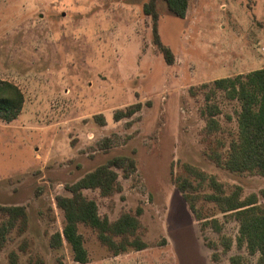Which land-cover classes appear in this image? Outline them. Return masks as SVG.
I'll return each mask as SVG.
<instances>
[{
  "label": "rangeland",
  "instance_id": "1",
  "mask_svg": "<svg viewBox=\"0 0 264 264\" xmlns=\"http://www.w3.org/2000/svg\"><path fill=\"white\" fill-rule=\"evenodd\" d=\"M148 1L0 0V79L24 98L15 119H0V207L24 209L0 211V264H81L55 197L114 156L135 163L115 168L120 189L81 193L100 218L129 213L137 227L109 245L78 222L84 264L257 263L235 212L206 194L216 182L264 206V174L214 159L237 136L238 83L264 69V0H189L183 18L155 0L172 63L153 42ZM221 78L234 88L217 87ZM135 238L144 248L131 246Z\"/></svg>",
  "mask_w": 264,
  "mask_h": 264
},
{
  "label": "trees",
  "instance_id": "2",
  "mask_svg": "<svg viewBox=\"0 0 264 264\" xmlns=\"http://www.w3.org/2000/svg\"><path fill=\"white\" fill-rule=\"evenodd\" d=\"M162 1L175 17H184L189 0ZM143 10L151 16L153 21L152 37L154 44L164 56L165 61L172 63L173 55L170 49L161 43L156 31L155 0H149L145 3ZM225 81H229V79H216L214 84L217 87H227L224 84ZM229 83L234 88V82L229 81ZM248 85H254L258 94L250 91L247 88ZM237 90L241 102L237 115V136L230 142L226 155L220 157V155L215 154L214 159L217 164L233 172L255 171L264 174V69H256L248 73L246 83L239 82ZM23 101V93L16 84L0 79L1 120L9 122L15 119L22 109ZM136 106L138 107V105ZM128 110L126 109L125 116L134 111L133 109ZM211 110H209L210 115L212 114ZM115 118H118L117 113H115ZM210 120H207L208 127L212 125ZM115 168L129 172L135 168V163L132 158L114 156L86 173L72 185L66 186L65 189L71 193L70 196L57 195L55 197L56 204L64 213L65 223L62 228V237L71 245L74 259L81 264L86 261L82 238L76 230L78 222L96 227L99 232V239L109 245L113 244L111 235H122L127 240L125 236L134 234L137 227L136 217L129 213L120 215L113 222H109L106 218H100L95 202L85 198L81 193L84 188H98L103 195L119 190L120 185L117 181ZM212 187L214 188L213 193L206 194V197L215 202L221 212H235L239 221V236L246 241L251 252L257 251L259 253L256 264H264V206L257 204L254 198L241 200L236 190L225 194L216 182H212ZM261 194L264 198V190L261 191ZM189 207L193 210L192 205ZM0 211L11 217L24 214L22 207H0ZM211 222L215 223L216 220L213 219ZM56 236L58 239L60 238L59 233ZM130 244L136 250L145 246L137 238L130 241ZM227 246L228 244H226ZM121 249L124 250V247Z\"/></svg>",
  "mask_w": 264,
  "mask_h": 264
},
{
  "label": "crops",
  "instance_id": "3",
  "mask_svg": "<svg viewBox=\"0 0 264 264\" xmlns=\"http://www.w3.org/2000/svg\"><path fill=\"white\" fill-rule=\"evenodd\" d=\"M19 114H20V113H19ZM19 114H18V115H19Z\"/></svg>",
  "mask_w": 264,
  "mask_h": 264
}]
</instances>
